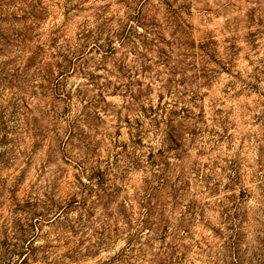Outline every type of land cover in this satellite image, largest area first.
Masks as SVG:
<instances>
[{"label": "rangeland", "instance_id": "rangeland-1", "mask_svg": "<svg viewBox=\"0 0 264 264\" xmlns=\"http://www.w3.org/2000/svg\"><path fill=\"white\" fill-rule=\"evenodd\" d=\"M0 264H264V0H0Z\"/></svg>", "mask_w": 264, "mask_h": 264}, {"label": "trees", "instance_id": "trees-1", "mask_svg": "<svg viewBox=\"0 0 264 264\" xmlns=\"http://www.w3.org/2000/svg\"><path fill=\"white\" fill-rule=\"evenodd\" d=\"M141 91L138 93L140 96L139 97H136L135 96V94H134V92H131V96L135 99V100H137V99H139V98H141ZM173 119L172 118H170L169 119V121H168V126L170 127V128H172L173 126H174V124H173ZM168 140L169 141H171L172 143H174V146H169V147H175L176 149H178L179 147H180V141H181V139H180V137L177 135V134H174L172 131H169L168 132ZM162 171H163V173H164V175H165V172H164V170L165 169H161ZM148 199V205L146 206V209L148 210V212L150 211V207H149V205H150V202H151V197H148L147 198Z\"/></svg>", "mask_w": 264, "mask_h": 264}]
</instances>
